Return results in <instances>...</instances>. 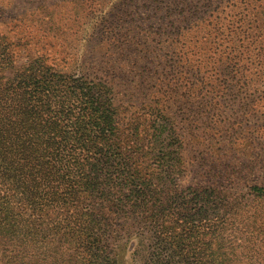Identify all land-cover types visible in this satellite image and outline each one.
Returning <instances> with one entry per match:
<instances>
[{"label": "trees", "instance_id": "trees-1", "mask_svg": "<svg viewBox=\"0 0 264 264\" xmlns=\"http://www.w3.org/2000/svg\"><path fill=\"white\" fill-rule=\"evenodd\" d=\"M24 41L0 37V264H264V226H226L243 193L188 181L164 116L121 125L111 83Z\"/></svg>", "mask_w": 264, "mask_h": 264}, {"label": "rangeland", "instance_id": "rangeland-1", "mask_svg": "<svg viewBox=\"0 0 264 264\" xmlns=\"http://www.w3.org/2000/svg\"><path fill=\"white\" fill-rule=\"evenodd\" d=\"M0 37L107 80L121 125L164 116L188 181L243 193L226 226H264V200H245L264 186V0H0Z\"/></svg>", "mask_w": 264, "mask_h": 264}]
</instances>
